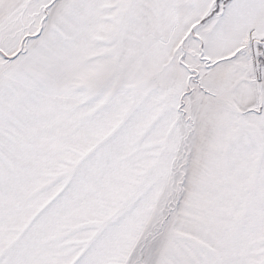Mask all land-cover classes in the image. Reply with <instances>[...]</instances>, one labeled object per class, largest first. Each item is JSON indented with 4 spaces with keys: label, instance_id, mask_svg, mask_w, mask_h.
<instances>
[{
    "label": "snow or ice",
    "instance_id": "snow-or-ice-1",
    "mask_svg": "<svg viewBox=\"0 0 264 264\" xmlns=\"http://www.w3.org/2000/svg\"><path fill=\"white\" fill-rule=\"evenodd\" d=\"M0 264H264V0H0Z\"/></svg>",
    "mask_w": 264,
    "mask_h": 264
}]
</instances>
